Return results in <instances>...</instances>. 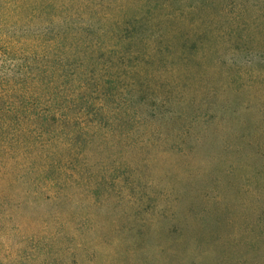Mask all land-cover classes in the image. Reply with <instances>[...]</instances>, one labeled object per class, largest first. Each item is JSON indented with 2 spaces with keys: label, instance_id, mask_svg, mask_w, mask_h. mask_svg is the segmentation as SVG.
<instances>
[{
  "label": "rangeland",
  "instance_id": "rangeland-1",
  "mask_svg": "<svg viewBox=\"0 0 264 264\" xmlns=\"http://www.w3.org/2000/svg\"><path fill=\"white\" fill-rule=\"evenodd\" d=\"M185 1L169 0L159 12ZM145 3L136 0L131 12ZM215 5L209 22L227 32V0ZM40 17L21 21L17 30L34 34L65 23L56 17L46 25ZM83 26L73 47L50 55V82L61 87L68 79L71 96L85 75L95 79L107 56L92 39L95 31ZM229 51L198 56L200 69L187 88L176 86L189 84L180 63L177 75L151 79L173 90L160 96H176L173 108L187 114L183 124L162 117L134 135L109 134L76 160L51 163L47 175L63 170L56 186L39 175L33 156L0 157V264H264V151L246 145L248 133L237 120L246 116L243 105L255 88L242 91L245 54ZM233 58L239 65H229ZM45 66L42 60L38 68ZM152 68L168 69L164 62ZM117 74L112 66L106 77ZM190 98L200 110L186 106Z\"/></svg>",
  "mask_w": 264,
  "mask_h": 264
},
{
  "label": "trees",
  "instance_id": "trees-1",
  "mask_svg": "<svg viewBox=\"0 0 264 264\" xmlns=\"http://www.w3.org/2000/svg\"><path fill=\"white\" fill-rule=\"evenodd\" d=\"M135 1L114 5L112 0H0V157L33 156L39 175L56 186L63 170L47 175L51 163L76 160L88 148L106 142L109 134L134 135L162 117L169 118L167 124L176 119L183 124L187 114L173 108L179 101L176 96H160L173 90L151 79L169 71L177 75L180 63L189 84L176 86L187 88L199 68L197 57L208 50L214 55L225 46L234 55L245 54L240 65L248 68V83L242 91H255L243 105L241 113L246 116L237 120L248 133L246 145L264 151V0H227V32L209 22L208 14H217L215 0L185 1L163 14L159 11L171 6L169 0H141L146 8L132 13ZM43 15L40 23L52 26L56 17L65 23L34 34L17 30L21 21ZM83 25L95 31L92 39L107 56L97 73L94 70L95 79L85 75L82 88L71 96L68 79L61 87L50 82L54 65L50 55L73 47L75 31ZM42 60L46 66L39 70ZM163 62L166 71L153 70ZM238 63L233 58L229 65ZM112 66L125 79L118 74L106 77ZM191 103L201 109L192 98L186 106Z\"/></svg>",
  "mask_w": 264,
  "mask_h": 264
}]
</instances>
